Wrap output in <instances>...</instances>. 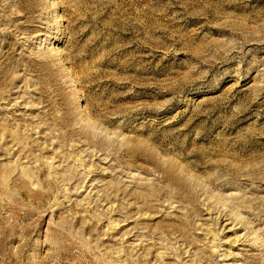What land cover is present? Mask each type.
<instances>
[{"label":"rangeland","instance_id":"rangeland-1","mask_svg":"<svg viewBox=\"0 0 264 264\" xmlns=\"http://www.w3.org/2000/svg\"><path fill=\"white\" fill-rule=\"evenodd\" d=\"M0 264H264V0H0Z\"/></svg>","mask_w":264,"mask_h":264}]
</instances>
